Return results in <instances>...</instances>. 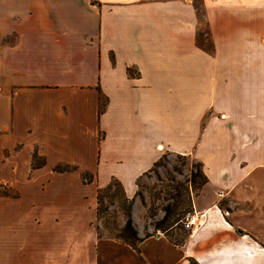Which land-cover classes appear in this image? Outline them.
<instances>
[{
    "label": "crops",
    "instance_id": "0c3cea01",
    "mask_svg": "<svg viewBox=\"0 0 264 264\" xmlns=\"http://www.w3.org/2000/svg\"><path fill=\"white\" fill-rule=\"evenodd\" d=\"M165 153L201 225L99 237L97 191ZM1 184L0 264H264V0H0Z\"/></svg>",
    "mask_w": 264,
    "mask_h": 264
},
{
    "label": "rangeland",
    "instance_id": "374dc122",
    "mask_svg": "<svg viewBox=\"0 0 264 264\" xmlns=\"http://www.w3.org/2000/svg\"><path fill=\"white\" fill-rule=\"evenodd\" d=\"M198 39H208L207 29L199 34ZM197 163L190 156L165 153L157 166L136 181V192L131 199H127L121 186L114 182L108 189H102L101 205L97 203L99 217L92 223L96 234L114 238L124 226L128 214L134 229L141 235L160 233L177 242L183 240L189 232L183 227V215L180 214L178 225L166 231H157L155 226L163 219L166 210L182 208L188 209L186 213L192 212V199L198 190L190 183V173L195 171ZM83 180H88V176H84ZM0 196L16 198L18 191L1 184Z\"/></svg>",
    "mask_w": 264,
    "mask_h": 264
},
{
    "label": "trees",
    "instance_id": "16d2710c",
    "mask_svg": "<svg viewBox=\"0 0 264 264\" xmlns=\"http://www.w3.org/2000/svg\"><path fill=\"white\" fill-rule=\"evenodd\" d=\"M103 106H104L103 104H100V111L103 110ZM177 156H181V155H177ZM181 157H187V156H181ZM161 158L154 164L153 167L158 165ZM112 182L120 186V183L118 181L112 180L110 184L106 187V189H108L111 186ZM207 182H208L207 177L202 171V164L198 162L197 166L195 167V171H192L190 173V183L196 190L199 191L200 188ZM101 191L102 189L97 191V203L99 205H101L100 202ZM187 211L188 209H182V208H180V210H176L175 208L174 211L166 210L163 219L160 222H158V224H156L155 229L157 231H166L171 226L178 225V222L180 221V214L185 216ZM97 216L99 217V208L97 209ZM114 239L118 240L121 243L127 244L134 249H136L137 244L142 241V239L138 237L137 231L134 229L132 225V221L128 214L124 226L122 227L121 231L114 237ZM176 243L179 242L176 241Z\"/></svg>",
    "mask_w": 264,
    "mask_h": 264
},
{
    "label": "built area",
    "instance_id": "2783aa9c",
    "mask_svg": "<svg viewBox=\"0 0 264 264\" xmlns=\"http://www.w3.org/2000/svg\"><path fill=\"white\" fill-rule=\"evenodd\" d=\"M202 217V214L196 213L195 211L186 213L182 220L183 227L188 231H192L201 225Z\"/></svg>",
    "mask_w": 264,
    "mask_h": 264
}]
</instances>
